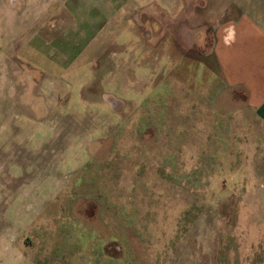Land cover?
<instances>
[{"label":"rangeland","instance_id":"1","mask_svg":"<svg viewBox=\"0 0 264 264\" xmlns=\"http://www.w3.org/2000/svg\"><path fill=\"white\" fill-rule=\"evenodd\" d=\"M120 1L0 0V264H264V116L212 31L244 0Z\"/></svg>","mask_w":264,"mask_h":264},{"label":"crops","instance_id":"2","mask_svg":"<svg viewBox=\"0 0 264 264\" xmlns=\"http://www.w3.org/2000/svg\"><path fill=\"white\" fill-rule=\"evenodd\" d=\"M38 1L40 5L47 6L60 0ZM120 2L126 4L127 0H121ZM185 2L192 4L191 0H186ZM243 3L245 7H237L238 10L235 17L228 18V13L226 12L225 15L227 17L212 28L216 37L214 52L226 76L223 82L226 91L232 95L237 94L235 95L236 99H242V103L258 109L261 115L264 116V61L253 68L254 72H252L253 63H250V65L247 63L246 66L239 65L241 57L239 53L244 52L250 40H258V36H255L256 33H264V9L261 13H258L259 15L256 14L259 17H256V15L251 16L247 13H251L248 10L250 5L246 0ZM108 4L110 5V2ZM174 15H176L175 11L172 16ZM184 21L187 20L183 18L182 22ZM258 22L261 24H258ZM188 33L206 32H201L197 28H189ZM243 55L249 57L248 60L252 62L253 58L249 53L244 52Z\"/></svg>","mask_w":264,"mask_h":264}]
</instances>
